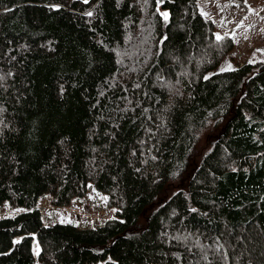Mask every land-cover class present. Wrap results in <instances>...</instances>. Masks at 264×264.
<instances>
[{
  "label": "trees",
  "instance_id": "obj_1",
  "mask_svg": "<svg viewBox=\"0 0 264 264\" xmlns=\"http://www.w3.org/2000/svg\"><path fill=\"white\" fill-rule=\"evenodd\" d=\"M233 48L196 0H0V264H264V62L206 76ZM88 185L113 218L42 225Z\"/></svg>",
  "mask_w": 264,
  "mask_h": 264
},
{
  "label": "rangeland",
  "instance_id": "obj_2",
  "mask_svg": "<svg viewBox=\"0 0 264 264\" xmlns=\"http://www.w3.org/2000/svg\"><path fill=\"white\" fill-rule=\"evenodd\" d=\"M196 5L201 14L214 22L217 37L228 33L234 41L232 51L206 76L219 70L236 68L243 63L264 62V0H242L241 5L233 4L230 0H196ZM36 207L41 213L43 226L69 223L78 228L97 227L115 215L114 209L106 207L105 195L91 185H88L83 197L73 199L67 207L53 206L47 195L38 198ZM22 210L12 209L7 202H3L0 204V219L13 217ZM236 239L233 240L234 249L249 248L250 234ZM252 251L255 252V248Z\"/></svg>",
  "mask_w": 264,
  "mask_h": 264
},
{
  "label": "snow or ice",
  "instance_id": "obj_3",
  "mask_svg": "<svg viewBox=\"0 0 264 264\" xmlns=\"http://www.w3.org/2000/svg\"><path fill=\"white\" fill-rule=\"evenodd\" d=\"M217 39H219V37H217Z\"/></svg>",
  "mask_w": 264,
  "mask_h": 264
},
{
  "label": "water",
  "instance_id": "obj_4",
  "mask_svg": "<svg viewBox=\"0 0 264 264\" xmlns=\"http://www.w3.org/2000/svg\"><path fill=\"white\" fill-rule=\"evenodd\" d=\"M37 208V207H36ZM34 237V235H32Z\"/></svg>",
  "mask_w": 264,
  "mask_h": 264
},
{
  "label": "crops",
  "instance_id": "obj_5",
  "mask_svg": "<svg viewBox=\"0 0 264 264\" xmlns=\"http://www.w3.org/2000/svg\"><path fill=\"white\" fill-rule=\"evenodd\" d=\"M202 13V12H201Z\"/></svg>",
  "mask_w": 264,
  "mask_h": 264
}]
</instances>
